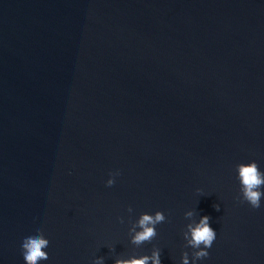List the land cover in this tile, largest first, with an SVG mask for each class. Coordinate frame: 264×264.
<instances>
[{
	"label": "water",
	"instance_id": "1",
	"mask_svg": "<svg viewBox=\"0 0 264 264\" xmlns=\"http://www.w3.org/2000/svg\"><path fill=\"white\" fill-rule=\"evenodd\" d=\"M249 160L264 171V0H0V264H22L34 224L39 264H191L189 209L216 231L197 264H264V197L238 199Z\"/></svg>",
	"mask_w": 264,
	"mask_h": 264
},
{
	"label": "clouds",
	"instance_id": "2",
	"mask_svg": "<svg viewBox=\"0 0 264 264\" xmlns=\"http://www.w3.org/2000/svg\"><path fill=\"white\" fill-rule=\"evenodd\" d=\"M236 179L239 184L238 199L246 202L251 208L261 207L262 197H264V171L258 168L254 160L239 162L235 165ZM119 171L111 172L105 181L106 186H112L115 182V176ZM198 193L199 189L196 190ZM217 209L218 205L215 206ZM129 219L133 209L129 206L126 209ZM184 217L188 223L184 226L182 232L183 239L187 245L195 251L192 253L191 264L203 261L209 255L213 241L216 239V231L209 224L208 215H200L189 209L184 212ZM124 223L123 217L117 218ZM166 219L164 212L155 210L153 212H140L134 220L131 221L128 231L131 233V243L140 245L146 241L152 240L157 235L156 226ZM49 240L43 235L39 224H34L30 231L23 234L19 243L20 256L22 264H39L41 261L48 260ZM162 264L159 249H154L150 255L132 256L128 259H117L114 264ZM97 264H102L101 258H97ZM181 264H189L188 253L181 256Z\"/></svg>",
	"mask_w": 264,
	"mask_h": 264
}]
</instances>
